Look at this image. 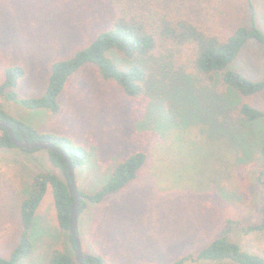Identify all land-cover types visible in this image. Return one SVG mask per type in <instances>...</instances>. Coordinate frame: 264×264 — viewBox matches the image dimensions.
<instances>
[{
	"label": "rangeland",
	"instance_id": "374dc122",
	"mask_svg": "<svg viewBox=\"0 0 264 264\" xmlns=\"http://www.w3.org/2000/svg\"><path fill=\"white\" fill-rule=\"evenodd\" d=\"M226 1V24L232 28L249 26L253 15L256 26L264 32V0H251L252 8L248 0ZM116 3L0 0V83L6 68L19 66L24 75L15 88L18 96H41L52 65L72 56L105 29ZM109 55L119 68L130 63L118 51ZM229 67L250 80L264 81V46L248 40ZM193 83L172 71L149 69L142 94L130 97L117 84L102 80L94 64L86 63L69 76L55 112L27 108L0 97L6 112L38 132L63 136L72 145L87 149L86 162L74 175L77 189L88 194L99 189L117 162L129 153L139 149L150 152L151 143L168 146L155 149L164 156L161 163H145L122 190L99 203L85 200L77 232L83 254L93 257L87 264H173L180 257L196 255L222 233L241 249L264 255V231H245L246 226L260 220L264 186L253 178L251 168L250 172L241 168L254 165L253 173L264 179L263 166L246 147L235 148L233 179L219 178L213 158L226 160V156L207 148L209 135L215 134L209 127V116L197 109L191 112L182 103L183 97H173L177 86L196 88ZM242 100L264 111V91ZM187 122L190 127L168 138L170 126L178 130ZM164 126V136L157 137ZM249 139L254 145L264 141V118ZM42 171L63 177L49 161L48 150L0 148V257H7L19 239L20 202L28 194L31 175ZM8 228L10 238L5 241L1 235ZM30 242L29 255L16 264H50L52 250L72 253L76 259L69 229L58 227L50 189L39 206ZM182 264L237 263L187 258Z\"/></svg>",
	"mask_w": 264,
	"mask_h": 264
},
{
	"label": "trees",
	"instance_id": "16d2710c",
	"mask_svg": "<svg viewBox=\"0 0 264 264\" xmlns=\"http://www.w3.org/2000/svg\"><path fill=\"white\" fill-rule=\"evenodd\" d=\"M248 1L249 7L252 8L251 0ZM115 2L118 3L109 25L98 32L88 45L52 65L47 86L41 96L19 97L15 88L24 75V69L11 66L5 69L4 78L0 83V97L27 108L49 109L55 112L59 107L58 96L64 90L69 76L86 63L94 64L102 80L117 84L130 97H138L142 94L147 70L155 69L159 73L172 71L179 77H187L189 81L195 82L193 86L196 88L184 89L186 85L177 86L178 91L176 89L173 91V97L174 99L183 97L185 100L182 103L186 104L191 112L197 109L209 116V127H212L215 134L209 135L207 148L218 150L222 154L221 157L226 156V160L220 157L213 158L215 173L218 169L219 178L221 180L232 178L236 165L234 149L243 150L245 147V151L255 153L263 166L261 172L264 174V141L254 145L249 139L257 122L264 118V111L242 100L264 91V81L250 80L229 67L248 40L255 39L264 46V32L256 26L253 15L250 17L249 26L237 25L232 28L226 24L228 16L226 0H115ZM114 50L130 62L127 67L119 68L111 58L109 52ZM163 117L166 116H160ZM0 119L12 125L17 139L23 136L28 141L48 140L57 148L66 151L74 170L81 168L86 162L87 149L72 145L63 136L38 132L29 124L6 112L1 104ZM161 122L163 123L164 120ZM167 126L159 128L161 132H158L157 137L164 136ZM170 127L166 131L168 138L176 131L188 128L190 125L187 122L185 126L183 125L184 128L178 130ZM157 137L156 143L159 140ZM166 146V144L161 146L151 143L150 152L139 149L129 153L117 162L106 182L91 194L77 189L80 200L79 212L84 209L85 200L99 203L108 195L122 190L136 178L137 172L145 163H161L164 156L157 154L155 149L159 147L165 149L168 147ZM14 147L8 132L0 127V148ZM48 159L61 171L63 177L50 171L35 172L31 175L28 194L20 202L19 239L7 257H0V264H16L29 255L32 249L30 233L47 189H50L53 197L59 229L62 231L69 229L73 195L66 162L60 154L50 150H48ZM241 168H247L249 172L251 168L253 178L264 186V179L259 174L253 173L254 165L248 164ZM237 191L240 192V189L238 188ZM259 211V222L246 226V232L264 231V197L259 204ZM1 236L3 240H9V228ZM187 258L229 259L237 264H264V255L241 249L224 233L211 240L196 255L180 257L173 264H182ZM88 260H93V257H87L84 260L85 264ZM50 262V264H75L76 259L72 253L52 250Z\"/></svg>",
	"mask_w": 264,
	"mask_h": 264
},
{
	"label": "water",
	"instance_id": "95a60500",
	"mask_svg": "<svg viewBox=\"0 0 264 264\" xmlns=\"http://www.w3.org/2000/svg\"><path fill=\"white\" fill-rule=\"evenodd\" d=\"M0 127H3L9 134L13 144L15 147L22 149V150H31L34 148H38L41 150H50L55 153L60 154L65 162L67 167V174L70 182V189L73 195V201L70 207V214H69V231L72 236V239L75 243V255L78 264H85L84 260L87 258L85 254H83L81 250L80 240L77 232V221L79 215V194L76 187L75 175H74V167L71 162L70 156L67 154L66 151L63 149L57 148L53 143L48 140H34L28 141L23 136L20 139H17L14 135L12 125L6 121L0 119ZM100 264V263H96Z\"/></svg>",
	"mask_w": 264,
	"mask_h": 264
}]
</instances>
